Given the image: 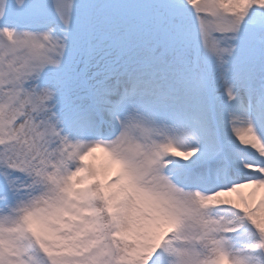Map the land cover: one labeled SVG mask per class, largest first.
<instances>
[{"label":"snow or ice","instance_id":"obj_1","mask_svg":"<svg viewBox=\"0 0 264 264\" xmlns=\"http://www.w3.org/2000/svg\"><path fill=\"white\" fill-rule=\"evenodd\" d=\"M0 264H264V0H0Z\"/></svg>","mask_w":264,"mask_h":264},{"label":"rangeland","instance_id":"obj_2","mask_svg":"<svg viewBox=\"0 0 264 264\" xmlns=\"http://www.w3.org/2000/svg\"><path fill=\"white\" fill-rule=\"evenodd\" d=\"M97 155H100L99 153H97Z\"/></svg>","mask_w":264,"mask_h":264}]
</instances>
